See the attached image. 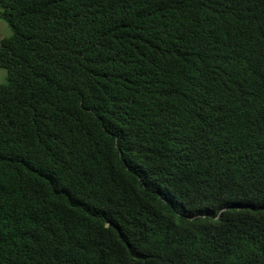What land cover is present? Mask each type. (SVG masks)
<instances>
[{"label":"trees","instance_id":"16d2710c","mask_svg":"<svg viewBox=\"0 0 264 264\" xmlns=\"http://www.w3.org/2000/svg\"><path fill=\"white\" fill-rule=\"evenodd\" d=\"M0 20V264H264V0Z\"/></svg>","mask_w":264,"mask_h":264},{"label":"rangeland","instance_id":"374dc122","mask_svg":"<svg viewBox=\"0 0 264 264\" xmlns=\"http://www.w3.org/2000/svg\"><path fill=\"white\" fill-rule=\"evenodd\" d=\"M12 35V31L9 26L0 20V39L9 37ZM6 78V70L0 69V83H4Z\"/></svg>","mask_w":264,"mask_h":264}]
</instances>
